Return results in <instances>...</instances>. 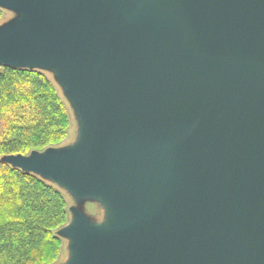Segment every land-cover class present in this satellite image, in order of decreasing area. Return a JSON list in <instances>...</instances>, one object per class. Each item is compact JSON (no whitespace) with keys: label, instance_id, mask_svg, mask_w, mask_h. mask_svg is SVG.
Here are the masks:
<instances>
[{"label":"water","instance_id":"1","mask_svg":"<svg viewBox=\"0 0 264 264\" xmlns=\"http://www.w3.org/2000/svg\"><path fill=\"white\" fill-rule=\"evenodd\" d=\"M0 64L50 71L77 138L2 161L95 200L58 264H264V0H0Z\"/></svg>","mask_w":264,"mask_h":264},{"label":"trees","instance_id":"2","mask_svg":"<svg viewBox=\"0 0 264 264\" xmlns=\"http://www.w3.org/2000/svg\"><path fill=\"white\" fill-rule=\"evenodd\" d=\"M3 9L0 8V17ZM70 112L44 70L0 64V264H56L69 221L62 192L2 158L56 147Z\"/></svg>","mask_w":264,"mask_h":264},{"label":"rangeland","instance_id":"3","mask_svg":"<svg viewBox=\"0 0 264 264\" xmlns=\"http://www.w3.org/2000/svg\"><path fill=\"white\" fill-rule=\"evenodd\" d=\"M15 16V13L11 10H7V9H3V15L0 17V25L7 22L8 20H10L11 18H13ZM45 73L47 74V76L53 81L55 82L58 92L61 95V97H63L65 103L67 104V107L69 109L70 112V127H69V134L67 136V138L62 141L61 143H59L56 147H64L67 145H70L71 143H73L76 138H77V120H76V116L75 113L70 105V103L68 102V100L66 99V97L63 95L61 88L58 86V84L56 83L52 72L50 71H45ZM50 182V181H49ZM51 184H53L52 182H50ZM55 187H57L63 194L66 203H67V209L69 212V219H70V208L72 206H76L79 207L91 220L93 221H101L104 218V208L102 207V205H100L97 201L95 200H89V199H84L83 201H76V199L74 197H72L67 191H65L63 188L53 184ZM68 255V251H67V239H63V246H62V252L60 254V259H58V263H60L61 261L65 260L66 257Z\"/></svg>","mask_w":264,"mask_h":264}]
</instances>
